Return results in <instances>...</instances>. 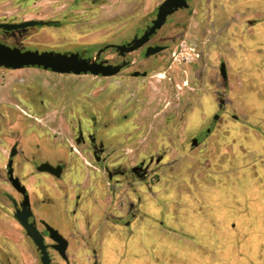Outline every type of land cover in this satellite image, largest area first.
<instances>
[{
    "label": "rangeland",
    "instance_id": "374dc122",
    "mask_svg": "<svg viewBox=\"0 0 264 264\" xmlns=\"http://www.w3.org/2000/svg\"><path fill=\"white\" fill-rule=\"evenodd\" d=\"M162 1L0 0V21L60 23V28L29 30L19 44L22 49L66 53L87 48L92 53L105 43L121 40V36L128 39L139 32L149 22L147 15ZM199 3L200 0H191L190 10L179 11L162 31L177 35L173 50L167 56L160 55L164 60L170 59L168 66L172 70L160 67L153 71V78L137 79L125 88L117 77L93 79L39 69L41 72L28 70L18 74V81L1 82L4 89L19 96L0 106L9 115L5 127L27 144L25 155L33 166L50 160L42 146L56 147L68 135L60 129L32 128L29 122L36 120L25 122L15 105L28 110L24 100L33 107L43 100L44 105L40 106H45L46 117L38 116V121L63 122L61 111L65 112L72 102L73 112L78 113L83 107L78 98L88 100L89 90L92 97H97L105 84L108 89L101 103L106 99L107 137L124 141L119 146L116 141L109 142L108 152L113 155L109 165L122 163L131 167L142 160L146 162L150 156L156 164L159 156H166L161 158L164 166L154 170L151 195L136 179L133 195L120 188L122 195L112 202L108 197L109 205H104L103 199L105 180L92 172L91 160H73V179L66 176L59 185L65 193L69 192V180L70 184L83 186L77 192L87 205L78 208L74 220H78V215L85 218L88 212L94 232L90 237L93 242H81L79 236L70 238V264H92L91 249L99 253L98 264H264V0L236 1V12L245 11L246 16L253 15L252 19L237 14L231 17L232 13H228L225 21L210 22L213 35H217L213 45L218 56H213L228 59L230 81L226 97L230 108L225 114H233L236 119L224 115L204 144L191 149L192 145L183 143L189 142L200 118L216 112L208 104L211 99L206 96V79L197 81L200 65L207 79L212 76V69L216 70L215 59L208 55L207 48L202 63L195 64L201 25L195 14ZM105 56H111V51ZM92 109H99V100L92 102ZM9 142L6 135L0 134V143ZM42 181L27 186L32 200L37 201L36 197L47 187L57 195L51 181ZM106 181L114 183L115 179ZM143 195L145 202L138 206L136 219L129 217L126 202ZM64 201L62 195L54 200L60 204ZM32 206L40 214V205ZM61 206L66 211L70 207ZM112 213L121 218L108 217L107 223L105 215ZM43 215L48 224L61 229L54 212L44 207ZM123 222L131 226L125 228ZM0 226L1 234L11 236L13 249H20L22 232L18 226L1 214ZM86 233L89 231L81 232ZM51 258L52 264H64L54 253ZM23 259L25 264H40L29 240Z\"/></svg>",
    "mask_w": 264,
    "mask_h": 264
},
{
    "label": "flooded vegetation",
    "instance_id": "af4514ba",
    "mask_svg": "<svg viewBox=\"0 0 264 264\" xmlns=\"http://www.w3.org/2000/svg\"><path fill=\"white\" fill-rule=\"evenodd\" d=\"M190 1L186 0L187 8L181 9L176 11L171 16H168L163 26L152 36L149 37L148 41L139 49L126 53L123 56H120L118 51H116L114 48H108L104 50L99 57L95 60L96 63H101L103 66L111 65V66H119L123 65L120 70L113 76H107V77H101V76H91V75H81L84 77H90L93 79H107V78H113L117 77L119 78V81L121 83L122 87H129V84L136 83L137 79H145V78H153L155 77V74L153 71L157 70L160 67L165 68L166 70H172V66L168 63L170 61L169 58H166L165 60L160 55L169 54L171 50H173V47L176 43V36L175 34L171 35H165L162 33V31L165 29L167 23L169 22L170 18L176 15L179 11L184 12L190 10ZM236 1L237 0H200L198 10L195 12V14L199 17L200 22V28L198 29L197 36H198V45H197V54L195 59V64L199 65L202 63L204 57H205V48L209 51L208 55H211L213 59H215L216 62V70L212 69V76L207 79L205 75L202 74L203 71V65H200V73L197 75V81L199 83H202L203 80L206 79L205 86H207V98L211 99V102H209V107L211 110L216 109V112L207 116L205 119L204 117L200 118L198 121V126L193 131V135L190 137L189 142L183 143V145H192L191 149H196L197 147H200L204 144V142L207 140V138L212 135L215 125L218 123L220 118H222L224 115L226 117L230 116L233 119H236V117L232 115L225 114L228 112L230 106L228 105V100L226 97V89H228L229 81H230V73L229 69H227V61H225L224 56H222L221 59H219L218 53L216 52V47L214 42L216 41L217 35H213V32L211 31V25L210 22L214 21V23L218 20L219 21H225L226 17L232 13L233 16L237 14L238 17H244L247 19H252L253 15L246 16L245 11L243 12H236ZM163 2V1H162ZM247 2V1H246ZM159 6V5H158ZM153 12L147 15V18L149 20L148 24H146L143 29H141L139 32L134 33L130 38L125 39L123 36H121V40L112 41L109 43H105L98 47L94 52H90L87 48L82 49H76V51L69 50V52L61 53V54H78L81 58L85 60H92L96 57V54L99 50H101L103 47L108 45H127L131 42L134 38H139L145 31L148 29V27L151 26L152 21L155 19L157 8ZM246 9V8H245ZM27 21H42V20H18V21H0V25L3 24H20ZM246 21V20H245ZM48 24L42 25V26H32L28 28L23 29H15V30H6L0 27V46H6L9 48H17L21 51H36L32 50L31 48H24L19 45L21 43L22 37H24L27 32L31 29H42V28H60L59 22L54 21H44ZM245 25V23H244ZM181 34V33H180ZM120 36V35H118ZM229 44V43H228ZM58 46H63L58 45ZM155 48H160V50L154 54H151L149 56H146L147 51H152ZM68 50V49H66ZM107 51H111V56L106 57L105 54ZM39 52V51H37ZM42 52H52V51H42ZM40 53V52H39ZM58 53V52H54ZM174 54V53H173ZM172 54V55H173ZM207 54V53H206ZM136 56L133 57V56ZM217 55V56H213ZM160 56V57H159ZM221 64H224V76L221 75L220 67ZM152 68H147V67ZM1 71H5L7 69H4L0 67ZM153 73V74H151ZM60 75V74H58ZM75 76V75H73ZM77 76V77H81ZM196 76V77H197ZM221 82V83H220ZM139 82H137L138 84ZM107 85L105 84V88L102 87L99 95L97 97H92V90L88 91V100L86 99L81 100V97L78 98L79 104H81V107L78 113L73 112V109H75V106L72 104L68 106L64 105L62 110H64L67 106V108L64 111H61V113L64 115L65 121L63 122H40L38 121V116L41 118L46 117V113L43 112L45 109V106L42 107L41 105H44L43 100L40 101V104L36 107H33L29 101L24 100L23 103L27 105L30 109H22L19 108V106L15 105V108L19 111V113L25 118L24 121L26 122V119H34L36 122H29V124L32 126V128L35 127L36 130H40L43 128H52V129H60L65 130V134L68 135L63 142H61L56 147H45L42 146V150L44 152H47L50 156V160H42L37 165L33 166L32 170L29 174L31 176H34L36 174H39L41 177V180L36 181L37 183L43 182V179H50L52 186L57 191V195L59 197L53 196L52 194L48 193V190L45 188L43 191V194H39L38 197H36L37 201L32 200L31 195L29 193L28 186V175H26L27 167L30 165V161L25 155V144L23 143L17 135L12 133L8 130V128L5 127L7 120H9V115L6 111H3L0 107V134L6 135L10 142L8 144L0 143V147L3 148V150H0V206L2 209L5 210H11L15 211L16 209H20V205L22 203V195L18 193L14 187L12 186L11 182L9 181V175L8 172L11 170V176L18 180L19 184L25 188V191L29 197V205H30V211L32 213V218H29V221H35V227L37 231L40 233V235L43 237V240L45 244L47 245V251L51 259L52 264V258L51 253H54L57 255V257L64 263V264H70V260L68 257V251L70 248V238H75L79 236V240L81 242H93L90 240V237L93 236V228L88 222V212H85V218L83 215H78V220H74V215H76L78 208H82L83 205H87L82 198V194L80 192V189L83 186H80L79 184H70V181L72 180L71 176L72 171V162L75 159H83V160H91L93 163V166L89 164L92 168V172L99 173V175L102 176L103 180H105V186H106V195L103 197V193L101 194V198L104 199V205H109L108 203V197L110 198V202L112 200H116L119 195V189L120 188H126L127 192L131 191L130 195H133L135 193V183L134 181L136 179H139L141 186L147 188V193L149 195L152 194V188L154 187L151 183L155 179V169L158 166H164L162 163L166 156H159V162L154 164L155 158L149 157L147 161L144 160L132 165L131 167H125L122 163H115L109 165L108 161L113 156L110 155L109 151V142L116 141V145H123L122 139H114L111 140L107 137V123H106V99L103 101V105L101 103L102 96L106 97V91H107ZM222 90V91H221ZM229 93V91H228ZM40 94V93H39ZM202 94L201 97L203 96ZM40 96V95H39ZM38 96V98H39ZM12 97H19L18 95L14 94ZM37 97V96H36ZM23 100V99H22ZM99 100V109H92V102H97ZM49 100L46 99V105L48 104ZM95 104V103H94ZM187 104V102H186ZM41 109L40 112L38 109ZM197 108V107H196ZM98 112V114H97ZM202 114H200L201 116ZM123 119H126V115H122ZM40 126V127H39ZM175 129V126H174ZM186 141V140H185ZM27 145V144H26ZM12 150L14 151V154L11 156ZM114 152V150H112ZM3 153V155H2ZM163 157V158H162ZM162 158V159H161ZM11 163V166L9 167L8 164ZM42 163H48L54 168L60 167V175L59 177H54L51 174L48 173H41L36 170V168L42 164ZM107 166H110V169L106 168ZM91 170H89L90 172ZM68 177L71 180H69V183L66 185V189H68L69 192L65 193L63 188H60L61 186L59 183L63 182L64 177ZM114 178V183L106 181V179ZM142 188V187H141ZM70 191H72V195L70 194ZM77 192V193H76ZM127 193V194H128ZM67 194L70 196H67ZM127 194L125 197H127ZM61 195L63 196V204H60L58 202H54L55 199H60ZM129 195V194H128ZM66 196V199H65ZM146 195L137 196L135 198H130V202H126L128 207V216L129 217H137L138 212V206L144 204V197ZM124 198V197H123ZM129 199V197H127ZM85 203V204H84ZM32 205H40V208L38 209L40 214H36L34 211V208ZM60 205H70V207L65 210ZM117 205V204H115ZM44 207L48 209V212H54L57 220V225L61 229H58L56 227L51 226L43 219V213H44ZM0 209V214L7 217V219L12 220L19 228V230L22 232L19 236V242H20V249H13L12 244V238L9 235L1 234L0 233V264H25L24 256L26 255V245L28 240L32 243V241L26 236L25 231L22 229V227L5 211ZM83 209V208H82ZM47 212V211H46ZM92 213V212H91ZM118 214V213H117ZM37 215H40L41 217H38ZM66 216V217H65ZM108 217L116 218L119 220L121 218V215L112 214L105 215V221H108ZM48 225L52 229L56 230L59 235L66 241V247H65V257L66 259H61V257L58 255L57 251L53 248V245L55 243L50 239L48 232L46 231L45 226ZM117 225V224H116ZM123 225L125 228H129L131 224L129 222H123ZM0 229L1 226H0ZM83 229V230H82ZM87 232L86 234H81V232ZM17 241V240H16ZM18 242V241H17ZM95 242V241H94ZM33 245V243H32ZM35 248V251L38 255V260L40 262V254L37 248L33 245ZM91 253V262L92 264H98V251L95 249L90 250Z\"/></svg>",
    "mask_w": 264,
    "mask_h": 264
},
{
    "label": "water",
    "instance_id": "95a60500",
    "mask_svg": "<svg viewBox=\"0 0 264 264\" xmlns=\"http://www.w3.org/2000/svg\"><path fill=\"white\" fill-rule=\"evenodd\" d=\"M187 8L186 0H163L157 8V13L152 24L146 31L139 37L131 40L127 45H108L99 50L96 57L92 60H85L78 54H61L54 52H37V51H21L17 48H9L6 46H0V67L7 70H20L23 68H37L43 71H49L54 74L60 75H91V76H113L115 75L123 65L103 66L101 63H96L95 60L99 55L108 48H114L118 51L120 56L126 53L133 52L142 47L149 39L150 36L155 34L165 23L168 16H171L176 11ZM48 24L44 21H27L20 24H3L0 25L6 30L23 29L32 26H42ZM160 48H155L152 51H147L146 56L158 52ZM221 75L224 76V64L220 67ZM14 154L12 150L11 156ZM8 166H11L9 162ZM36 170L41 173H48L54 177H59L60 167L54 168L48 163L40 164ZM9 181L14 189L20 193L23 197L20 209L15 211L0 209L10 215L25 231L26 236L32 241L33 245L37 248L40 254L41 264H51V259L47 251V245L45 244L43 237L37 231L35 227V221H29L32 218L30 211L29 197L25 191V188L21 186L17 179L11 176V170L8 172ZM46 231L49 234L50 239L55 243L53 248L57 251L61 259L65 257L66 241L59 235V233L49 227L45 226Z\"/></svg>",
    "mask_w": 264,
    "mask_h": 264
},
{
    "label": "crops",
    "instance_id": "0c3cea01",
    "mask_svg": "<svg viewBox=\"0 0 264 264\" xmlns=\"http://www.w3.org/2000/svg\"><path fill=\"white\" fill-rule=\"evenodd\" d=\"M28 70L41 72L37 68H23V69H20V70H5V71H0V106L3 105L4 103L9 102L10 99L12 98V95L13 94H16L12 90H10V89H9L10 91L8 89H4L5 87L3 88V86H1V82L10 83L11 81H14V82L15 81H18V80H16L17 77H18V74H22V72L28 71ZM47 147L51 148V145L50 146H47ZM0 150H3V148L0 147ZM32 168H33V165H31V164L28 165L26 175H30L29 173L31 171H33ZM71 178L73 179L72 176H71ZM27 179H28V186L29 185H32L33 186V184H35L36 181L41 180V177H40L39 174H36L34 176L28 177ZM46 181L47 182H50V179L46 178ZM47 190H48V193L49 194H52L53 196L55 195L56 197H59V195H56V193H54L53 189H49V187H47ZM91 214L93 216V213H91ZM112 214H108V215L112 216ZM106 222L108 223V221H106Z\"/></svg>",
    "mask_w": 264,
    "mask_h": 264
}]
</instances>
